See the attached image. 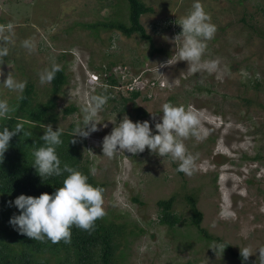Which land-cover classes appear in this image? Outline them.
I'll use <instances>...</instances> for the list:
<instances>
[{
    "label": "rangeland",
    "instance_id": "rangeland-1",
    "mask_svg": "<svg viewBox=\"0 0 264 264\" xmlns=\"http://www.w3.org/2000/svg\"><path fill=\"white\" fill-rule=\"evenodd\" d=\"M143 1L154 8L141 16L153 42L106 24L130 22L128 0H0V27L7 31L12 25L9 51L0 57V81L11 72L34 84V103H45L53 96L52 81L41 83L39 75L55 58L67 82L56 96L58 120L49 124L63 130L82 120L85 100L109 91L112 99L98 114V130L78 136L95 177L106 183L100 218L119 231L115 264H244L227 247L218 256L209 248L219 240L206 238L191 223L187 195L196 198L210 234L236 250L249 247L259 264L258 249L264 247V0H200L217 26L202 62L215 66L195 73L175 54L181 45L175 40L182 31L179 20L194 0ZM28 38L35 50L23 46ZM113 62L142 81L135 101L147 116L138 117L141 111L133 101L124 103L131 91L118 83L106 85ZM93 73L98 81L91 80ZM20 95L0 83V98L8 100L10 113ZM167 102L191 107L200 117L202 138H181L196 158L191 175L177 170L179 161L147 147L135 154L103 155L104 137L125 115L134 122L150 121L156 132ZM71 104L78 109L65 115L63 108ZM172 196L173 210L182 217L174 227L159 220L158 201ZM222 209L233 214L223 217Z\"/></svg>",
    "mask_w": 264,
    "mask_h": 264
},
{
    "label": "clouds",
    "instance_id": "clouds-1",
    "mask_svg": "<svg viewBox=\"0 0 264 264\" xmlns=\"http://www.w3.org/2000/svg\"><path fill=\"white\" fill-rule=\"evenodd\" d=\"M182 31L175 40H180L178 49L179 60L188 62V70L197 72L201 68H213L215 62L207 64L202 62V56L207 48V42L211 40L217 30V26L211 22L210 15L205 11L200 0H194L191 11L179 20ZM12 29L9 24L7 31L0 27V57L8 53L7 34ZM25 48L35 50L36 43L28 38L22 41ZM171 60V59H170ZM170 60L167 61L170 64ZM162 66V65H161ZM61 65L52 59L50 67L40 72L41 83L51 82ZM3 75L0 70V76ZM6 88L23 93L27 82L14 78L11 72L6 79L0 81ZM22 98V97H21ZM108 96L95 94L85 100L81 106L83 113L82 120L76 123L72 142H75L77 135L88 137L92 132L98 130V114L106 104ZM162 122H157L153 131L150 121H133L127 115L116 123L111 133L103 139V155L112 157L115 153L127 150L130 153L143 152L146 147L152 152L179 161L178 171L188 175L192 174L195 166V157L189 153L183 143V137L189 135L201 139L200 117L191 107L176 105L171 102L163 104ZM12 111V106L7 99L0 98V118L7 116ZM107 126V125H105ZM23 131L24 125L16 123L13 128L4 126L0 130V162L4 160V154L10 146L12 137ZM63 129H53L48 124L41 139L44 144L34 151V163L37 173L45 177L59 176L64 172L68 175L63 185L53 193H41L39 196L21 194L14 200V205L20 210L10 218V223L22 234H26L36 240L47 238L52 243L63 240L71 242V226L91 230L96 219L105 215L104 189L89 182L87 174L77 170L75 167L64 163L61 167V160L56 152V146L63 143ZM94 175L96 168L90 169ZM233 213L228 209H222L220 215L228 217ZM209 248L213 249L217 256L223 252L226 245L223 241H213ZM259 264H264V247H260ZM253 252L249 247L241 248V255L246 261Z\"/></svg>",
    "mask_w": 264,
    "mask_h": 264
},
{
    "label": "trees",
    "instance_id": "trees-1",
    "mask_svg": "<svg viewBox=\"0 0 264 264\" xmlns=\"http://www.w3.org/2000/svg\"><path fill=\"white\" fill-rule=\"evenodd\" d=\"M128 1L130 22L116 20L106 24L128 36L139 33L144 39L153 42V36L142 23L141 16L153 12L154 8L143 0ZM115 65L117 64L113 62L108 70H111ZM105 80L108 85L112 86L118 83L113 73H108ZM66 82L67 74L65 69L61 68L52 80L53 96L45 103L37 104L33 101L34 84L28 83L19 96L13 113L0 118V130L4 126L11 129L18 122L24 125V134L21 131L12 137L10 146L4 154V160L0 162V264H115V239L119 231L113 222L106 223L98 218L91 230L73 225L71 226L70 243H65L63 240L52 243L47 238L36 240L20 233L10 223V218L20 212L18 207L14 205L16 197L21 194L39 196L44 192L51 194L63 185V181L68 175L67 172H64L59 176L43 179L33 166L34 151L44 144L41 137L44 135L47 126L43 127V125L55 123L58 120L55 112L56 96ZM105 95L110 97L109 91ZM140 95L141 90L135 89L131 91L130 96L123 97L124 103L133 101L135 109L141 111L138 114L139 118L149 114L146 109L136 104L135 100ZM77 109L76 105L71 104L64 107L63 112L65 115L71 114ZM75 126L76 123L73 122L68 130H63L61 137L63 143L56 146L61 167L64 163H68L87 174L90 183L105 189L106 183L91 173V161L83 155L81 144L84 139L77 135L75 142H72ZM187 199L192 212L190 221L206 238L223 241L229 251L235 257L242 259L244 264H255L251 255L245 261L241 255V250H236L230 242L210 234L202 225L204 213L199 208L196 198L193 195H187ZM174 201V196L158 201L161 212L159 220L170 227H174L182 221V217L173 210Z\"/></svg>",
    "mask_w": 264,
    "mask_h": 264
},
{
    "label": "built area",
    "instance_id": "built-area-1",
    "mask_svg": "<svg viewBox=\"0 0 264 264\" xmlns=\"http://www.w3.org/2000/svg\"><path fill=\"white\" fill-rule=\"evenodd\" d=\"M127 70L128 69L125 65L117 64L112 68V71H110V73H113L116 76V78H118L119 89H121V85H123V88L126 89L127 91L139 89L140 83L142 81L140 80V78L138 80L136 79V77H133L132 75H130L127 72ZM91 80L98 81L99 75L97 73H93V75H91ZM155 84H156V81H153L151 83L152 86H154ZM106 85H108V83H106Z\"/></svg>",
    "mask_w": 264,
    "mask_h": 264
}]
</instances>
